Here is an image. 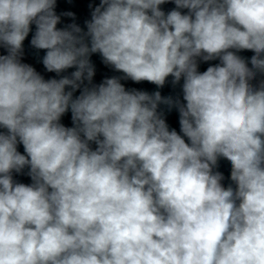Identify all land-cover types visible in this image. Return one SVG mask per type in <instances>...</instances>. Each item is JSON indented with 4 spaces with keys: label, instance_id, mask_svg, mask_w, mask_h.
Instances as JSON below:
<instances>
[{
    "label": "clouds",
    "instance_id": "clouds-1",
    "mask_svg": "<svg viewBox=\"0 0 264 264\" xmlns=\"http://www.w3.org/2000/svg\"><path fill=\"white\" fill-rule=\"evenodd\" d=\"M167 2L100 0L85 33L57 28V0H0V264H264V0ZM33 23L45 69L71 77L21 62ZM94 53L124 76L93 85ZM169 76L186 103L120 82ZM26 166L33 183H14Z\"/></svg>",
    "mask_w": 264,
    "mask_h": 264
}]
</instances>
